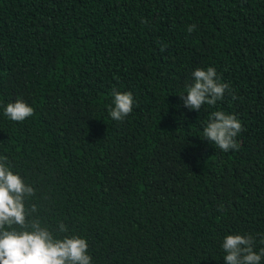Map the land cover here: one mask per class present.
<instances>
[{"label": "trees", "instance_id": "obj_1", "mask_svg": "<svg viewBox=\"0 0 264 264\" xmlns=\"http://www.w3.org/2000/svg\"><path fill=\"white\" fill-rule=\"evenodd\" d=\"M208 67L231 94L189 110L180 95ZM114 91L133 96L122 121ZM17 100L34 109L22 122L4 115ZM214 111L242 123L238 149L204 140ZM0 156L91 264H226L236 234L258 253L264 0H0Z\"/></svg>", "mask_w": 264, "mask_h": 264}, {"label": "clouds", "instance_id": "obj_2", "mask_svg": "<svg viewBox=\"0 0 264 264\" xmlns=\"http://www.w3.org/2000/svg\"><path fill=\"white\" fill-rule=\"evenodd\" d=\"M195 29L196 25H189L187 31L191 33ZM192 75L194 83L188 86L187 95H180L189 110L199 111L205 104L216 105L226 90L231 94L229 85L218 80L213 67L198 68ZM112 95L114 106L109 109V115L113 120L122 121L133 110L132 93L114 91ZM233 99H236L234 94ZM33 113L34 109L21 100L9 103L4 109V115L16 122L24 121ZM242 131L243 125L235 115L214 111L206 121L203 136L204 140L227 152L239 148L235 138ZM6 161V156H0V264H91L86 239L61 237L59 234L68 231L63 222L58 226V233L42 225L40 218L34 215L38 206L28 205L35 195L34 187L14 173ZM254 245L255 238L250 235H227L222 244L226 264H260L264 247L257 253Z\"/></svg>", "mask_w": 264, "mask_h": 264}]
</instances>
